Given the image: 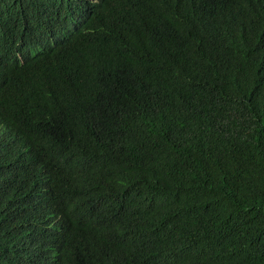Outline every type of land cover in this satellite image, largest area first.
<instances>
[{
	"label": "trees",
	"instance_id": "1",
	"mask_svg": "<svg viewBox=\"0 0 264 264\" xmlns=\"http://www.w3.org/2000/svg\"><path fill=\"white\" fill-rule=\"evenodd\" d=\"M0 264H264V0H0Z\"/></svg>",
	"mask_w": 264,
	"mask_h": 264
}]
</instances>
